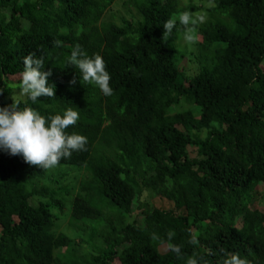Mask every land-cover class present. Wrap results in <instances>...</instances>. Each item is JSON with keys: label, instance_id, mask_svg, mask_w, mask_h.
Here are the masks:
<instances>
[{"label": "trees", "instance_id": "obj_1", "mask_svg": "<svg viewBox=\"0 0 264 264\" xmlns=\"http://www.w3.org/2000/svg\"><path fill=\"white\" fill-rule=\"evenodd\" d=\"M185 1L0 0V106L72 108L66 132L87 138L47 170L0 153V264H264V0ZM118 2L127 17L107 14ZM200 10L186 66L184 30L162 24ZM76 45L103 58L111 96L79 81ZM28 55L55 89L35 104L15 93ZM78 171L75 192L55 186ZM67 208L85 246L54 231Z\"/></svg>", "mask_w": 264, "mask_h": 264}, {"label": "clouds", "instance_id": "obj_2", "mask_svg": "<svg viewBox=\"0 0 264 264\" xmlns=\"http://www.w3.org/2000/svg\"><path fill=\"white\" fill-rule=\"evenodd\" d=\"M202 19V16L196 17L187 11L180 13L178 17H169L162 24L164 29L162 39L172 35L178 23L184 30V41L190 42L193 36L189 29L194 28ZM42 63L41 59L32 55L25 56L23 71L17 85L20 94L33 104L37 103L40 97L54 96V86L48 83L51 72L42 70ZM67 63L76 70L80 82L93 85L104 96L112 95L113 89L109 84L110 74L99 54L89 56L79 45H76L67 57ZM78 118V112L72 108L64 110L62 114L46 118L33 108L25 106L21 109L13 101L10 105L0 106V153L20 156L26 164L41 169L55 168L61 159L69 158L73 152L85 150L87 144L85 136L66 132L69 126L76 124ZM171 251L180 253L177 246H173ZM186 264H198V262L188 258ZM225 264H246V261L232 255Z\"/></svg>", "mask_w": 264, "mask_h": 264}, {"label": "rangeland", "instance_id": "obj_3", "mask_svg": "<svg viewBox=\"0 0 264 264\" xmlns=\"http://www.w3.org/2000/svg\"><path fill=\"white\" fill-rule=\"evenodd\" d=\"M185 2L186 1L184 0V3ZM110 13H113L115 16L127 17L126 14L124 13V10H123L121 4L119 2L114 4L107 14L110 15ZM205 15H206L205 11L200 10L195 16H198V17L202 16L203 18H205ZM198 36L199 35L197 34V37ZM179 43H180V46L183 47L182 53H186L185 58H183L181 56V58H179V59H180V61L182 60V64L183 65L189 66V62H190V60L192 58L191 52L195 51V49H196L195 39L193 38L192 41L185 42L184 39L181 38ZM262 64H263L262 67H264V63H262ZM15 93H16L17 96H22L20 94V92H18V91H15ZM190 155L192 156L193 153H191ZM79 173H80V171H78V173H77V178L72 176V175L67 176L66 178L61 180V182L56 184L55 186H57V185H59L61 183H64V184H67V185L73 187V190L75 192L77 190V187H78V184H79V178H78L79 177ZM57 178H58L57 175L54 174V175L51 176V180H49V181L52 182L53 179H57ZM257 190H259V194H258V196L256 198H254L253 206L255 208H259V209L264 211V186L262 184H259L257 186ZM140 199H141L142 202H148L150 204L155 205L156 207L162 206V208H166L168 206V203H167L166 200H162L159 196L153 197L151 195V193H149L148 191L144 192L142 194V196L140 197ZM29 201L33 205L36 204V199H30ZM54 212L57 214V217H56L55 222H54V231L55 232L66 231L67 233L70 234L71 237H73L75 239V241L79 242V244H81V246H85V244L81 243V240L85 238L82 235V231L73 230L72 228L69 229L67 227V225H68V215L70 213V210L67 208L63 213H57L56 209H54ZM135 212L136 211L134 210L133 213H135ZM112 264H118V260L115 259Z\"/></svg>", "mask_w": 264, "mask_h": 264}]
</instances>
